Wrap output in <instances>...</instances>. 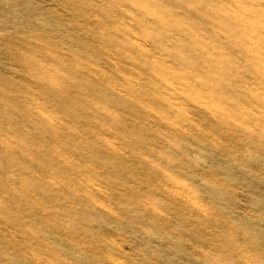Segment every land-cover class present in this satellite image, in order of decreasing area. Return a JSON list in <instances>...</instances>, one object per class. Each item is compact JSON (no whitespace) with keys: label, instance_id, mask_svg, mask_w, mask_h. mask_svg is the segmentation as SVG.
<instances>
[{"label":"rangeland","instance_id":"374dc122","mask_svg":"<svg viewBox=\"0 0 264 264\" xmlns=\"http://www.w3.org/2000/svg\"><path fill=\"white\" fill-rule=\"evenodd\" d=\"M0 264H264V0H0Z\"/></svg>","mask_w":264,"mask_h":264}]
</instances>
